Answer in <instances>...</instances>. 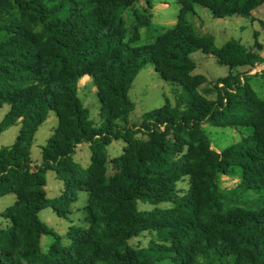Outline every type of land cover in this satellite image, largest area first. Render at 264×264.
<instances>
[{
	"label": "trees",
	"instance_id": "1",
	"mask_svg": "<svg viewBox=\"0 0 264 264\" xmlns=\"http://www.w3.org/2000/svg\"><path fill=\"white\" fill-rule=\"evenodd\" d=\"M135 0H0V106L9 110L0 132L21 122L17 139L0 148V197L16 200L0 226V264H156L163 258L182 264H264V208L247 210L223 202L216 177L237 164L246 188L264 189V100L246 80L228 74L216 79V97L196 98L187 80L196 63L192 52H210L184 15L198 3L216 16H247L264 0H179V22L154 43L132 45L121 14ZM220 64L253 65L261 57L237 40H228ZM154 67L163 80L179 83L187 98L145 113L130 123L129 90L138 72ZM89 75L98 88L103 120L90 118L79 95V80ZM50 112L59 124L34 163V136ZM203 123L252 126L253 132L221 151L211 148ZM136 133L148 140L135 138ZM173 135V139L170 138ZM124 138L125 152L113 159L107 179L105 147ZM88 143L89 166L73 159ZM187 150L185 151V148ZM53 170L62 191L47 196L46 173ZM190 176L191 187L177 195L176 181ZM89 192L87 227L70 225L62 243L39 217L50 207L66 217L78 191ZM138 201L166 208L139 209ZM155 230L168 244L134 248L129 239ZM52 234L46 251L41 236Z\"/></svg>",
	"mask_w": 264,
	"mask_h": 264
},
{
	"label": "rangeland",
	"instance_id": "2",
	"mask_svg": "<svg viewBox=\"0 0 264 264\" xmlns=\"http://www.w3.org/2000/svg\"><path fill=\"white\" fill-rule=\"evenodd\" d=\"M181 15L179 0H135L133 4L121 14V19L126 27L124 41L130 42L136 35L138 40L132 45L151 44L156 39L174 27ZM191 24L196 35L207 43L210 52L201 50L192 52L191 57L196 67L191 71V77L187 82L192 85L193 92L198 99L211 100L216 97V79L228 74L239 75L246 80L254 95L264 100V1L250 10L247 16L232 14L216 17L210 10L198 3L193 4V10L184 15ZM5 31H0V38L4 37ZM239 41L246 50L256 53L261 57L253 65H227L220 64L217 59L218 51L228 40ZM98 88L89 75L79 80V95L84 105L89 109L90 118L99 125L103 120L101 104L97 96ZM129 97L134 102V109L128 119L130 123L140 124L144 115L166 104H174L176 98L181 95L187 98L179 83H169L155 71L154 67L147 65L136 75L133 85L129 90ZM9 110L8 104L0 106V123ZM18 122L0 132V148L11 145L17 139L20 131ZM59 119L56 113L50 112L47 119L41 124L35 133L31 146V157L34 163L41 160L42 146L53 135ZM202 130L210 140V146L216 151L239 141L242 137L253 132L252 126L238 125L215 126L211 123H203ZM135 138L148 140V136L136 133ZM173 139V135L170 134ZM124 138L112 139L105 147L106 152V177L109 179L116 172L114 158L121 156L127 147ZM188 147L185 148V151ZM91 148L88 143L82 142L77 145L73 159L84 167L91 162ZM191 187L190 176L184 175L176 181L177 195L186 194ZM63 183L57 178L53 170L46 173L45 190L47 196L54 197L60 194ZM215 191L220 199L232 206H238L247 210H260L264 208V189L246 188L242 183V167L233 164L226 173H220L216 177ZM16 195L8 193L0 197V226L8 225L7 218L3 215L6 208L14 203ZM89 200V192L78 191V197L69 207L66 217H59L50 207L39 212V217L46 222L52 231L59 236L62 243H68L67 230L70 225L87 227L85 222L86 205ZM173 205L172 201H162L157 204L138 201L139 209L166 208ZM52 234L41 236V248L46 251L53 242ZM168 244L157 233L149 229L139 232L129 239V244L134 248L146 247L151 242ZM156 264H182L181 260L163 258Z\"/></svg>",
	"mask_w": 264,
	"mask_h": 264
}]
</instances>
